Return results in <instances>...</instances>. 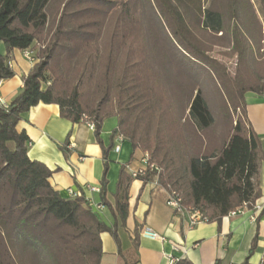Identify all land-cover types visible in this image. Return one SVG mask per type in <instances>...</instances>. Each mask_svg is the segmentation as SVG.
I'll return each instance as SVG.
<instances>
[{
    "label": "trees",
    "instance_id": "1",
    "mask_svg": "<svg viewBox=\"0 0 264 264\" xmlns=\"http://www.w3.org/2000/svg\"><path fill=\"white\" fill-rule=\"evenodd\" d=\"M203 2L0 0L7 54L33 49L37 59L21 91L0 105V264H100L102 233L120 252L117 230L126 224L133 178L122 166L113 204L106 200L116 137L160 169L137 179L155 175L208 223L255 207L264 151L245 95L264 94L262 23L250 0ZM215 47L236 57L234 76L210 56ZM8 62L0 55L2 81L14 76ZM39 103L57 105L73 124L84 116L93 123L103 159L99 195L111 227L83 195L64 198L50 184L53 172L29 159L28 137L16 126ZM110 118L117 125L104 148L100 133Z\"/></svg>",
    "mask_w": 264,
    "mask_h": 264
},
{
    "label": "crops",
    "instance_id": "2",
    "mask_svg": "<svg viewBox=\"0 0 264 264\" xmlns=\"http://www.w3.org/2000/svg\"><path fill=\"white\" fill-rule=\"evenodd\" d=\"M26 58L23 51L14 49L7 54L0 42V55H7L14 76L0 84V98L9 104L23 87V77L37 62L36 50ZM248 120L264 151V94L245 95ZM112 123L106 126V122ZM116 118L104 121L100 139L104 148L110 144ZM16 129L28 137V157L43 163L52 176L51 186L64 198H71L68 190L83 195L93 211L108 226L114 224L109 209L102 205L99 190L103 172L102 149L93 130L86 124H73L60 117L59 107L43 104L29 109ZM108 152L106 200L113 204L119 171L132 176L128 187V215L124 228H118L120 252L109 233L100 234L102 256L100 264H169L168 255L176 260L187 259L191 264H258L264 258V161L254 180L261 192L256 207L235 216H225L216 222L190 226L188 217L176 215L166 204L168 190L151 177L143 183L133 174L143 168V153L134 151L130 143L116 137ZM118 146V149H115ZM256 217V222L252 221ZM149 228L160 239L142 236ZM137 229L138 237L134 240Z\"/></svg>",
    "mask_w": 264,
    "mask_h": 264
},
{
    "label": "built area",
    "instance_id": "3",
    "mask_svg": "<svg viewBox=\"0 0 264 264\" xmlns=\"http://www.w3.org/2000/svg\"><path fill=\"white\" fill-rule=\"evenodd\" d=\"M23 55L26 58H30L32 55L31 51H23ZM8 65L10 66V62H8ZM2 80H0V84H1ZM0 105L6 107L7 104L4 103V101L0 98ZM82 121H84L83 123L86 124V126L90 129L93 130L94 129V125L93 123L87 118V117H83ZM119 139H122L121 137H119ZM115 149H118V146H115ZM149 168L150 171H153L154 173L158 174L160 172V169L155 165V164H148V154L147 153H143V168H141L140 170H138L137 172H135L133 174V177L136 178V176L138 175H144L146 172V169ZM68 193L71 197H75L76 194L73 193L71 190H68ZM167 206L178 216L181 217H188L189 220V224L191 227L198 225V224H204V223H208V219L206 217H203L200 212L196 209L193 208H186L182 205V199L181 196L175 192V191H170L168 192V197H167V201H166ZM257 211H261V208L258 206L254 207ZM243 210H238L236 212H231L229 213L227 216H235L237 214H239L240 212H242ZM252 221L256 222V217L252 216ZM142 236L149 238V239H160L159 236L157 234H155L154 232H152L149 228H143L142 229ZM176 259L171 256L168 255V263L169 264H175L176 263ZM258 264H264V258L262 260H260V262Z\"/></svg>",
    "mask_w": 264,
    "mask_h": 264
},
{
    "label": "rangeland",
    "instance_id": "4",
    "mask_svg": "<svg viewBox=\"0 0 264 264\" xmlns=\"http://www.w3.org/2000/svg\"><path fill=\"white\" fill-rule=\"evenodd\" d=\"M203 5L205 7L208 6L209 4V0H203ZM250 2L255 6L256 8V12H257V15L262 23V29H263V35H264V17L262 15V12H261V9H260V5H259V2L258 0H250ZM220 35V34H219ZM263 47L261 49V53L263 54L264 56V39H263ZM223 52H226L225 49H221V48H217L215 47L211 53H210V56L212 58H214L215 60H218L221 64L225 65V67L227 68V71L230 75L234 76L235 75V72H236V63H237V59L236 57H231V58H228L226 56H223L222 53ZM112 121L109 120L106 122V126H108L109 124H111Z\"/></svg>",
    "mask_w": 264,
    "mask_h": 264
}]
</instances>
